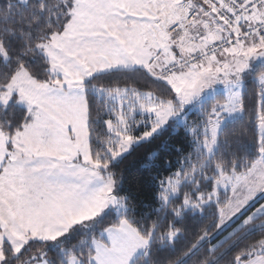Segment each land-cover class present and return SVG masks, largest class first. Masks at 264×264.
<instances>
[{
	"label": "snow or ice",
	"instance_id": "6c2138e0",
	"mask_svg": "<svg viewBox=\"0 0 264 264\" xmlns=\"http://www.w3.org/2000/svg\"><path fill=\"white\" fill-rule=\"evenodd\" d=\"M0 264H264V0H0Z\"/></svg>",
	"mask_w": 264,
	"mask_h": 264
},
{
	"label": "rangeland",
	"instance_id": "374dc122",
	"mask_svg": "<svg viewBox=\"0 0 264 264\" xmlns=\"http://www.w3.org/2000/svg\"><path fill=\"white\" fill-rule=\"evenodd\" d=\"M161 35H163V33H161Z\"/></svg>",
	"mask_w": 264,
	"mask_h": 264
}]
</instances>
